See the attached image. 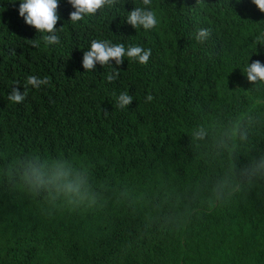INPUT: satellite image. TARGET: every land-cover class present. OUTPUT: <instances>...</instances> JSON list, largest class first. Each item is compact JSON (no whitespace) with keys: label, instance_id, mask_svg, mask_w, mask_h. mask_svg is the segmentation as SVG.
Listing matches in <instances>:
<instances>
[{"label":"trees","instance_id":"trees-1","mask_svg":"<svg viewBox=\"0 0 264 264\" xmlns=\"http://www.w3.org/2000/svg\"><path fill=\"white\" fill-rule=\"evenodd\" d=\"M20 2L0 0V264H264V81L244 72L264 64V12L152 0L158 24L145 30L126 22L142 0L76 24L59 0L48 45ZM93 40L152 54L88 71ZM30 75L49 83L10 101ZM33 167L67 175L37 186Z\"/></svg>","mask_w":264,"mask_h":264},{"label":"clouds","instance_id":"clouds-1","mask_svg":"<svg viewBox=\"0 0 264 264\" xmlns=\"http://www.w3.org/2000/svg\"><path fill=\"white\" fill-rule=\"evenodd\" d=\"M119 0H68L74 11L70 13V21L73 24L78 23L86 16L94 15L99 10L104 8H113ZM261 12H264V0H252ZM144 7H135L131 12H128L126 22L138 29L143 27L145 30L153 29L158 24L156 12L150 8L152 0H142ZM59 0H21L19 6V15L25 19L26 24L34 27L38 33H47L43 36V41L48 44H56L60 42V37L57 35L58 30L56 25L61 17L58 14ZM210 33L207 29H200L196 35V40L203 43ZM259 39V37H258ZM31 45L39 47V40H29ZM152 52L151 49L145 50L141 46H128L123 43L112 44L107 40H93L89 50L84 52L83 67L92 71L96 64L102 66L111 64V60H115L117 65L124 63V58L129 60H138L140 64L146 65L149 61ZM115 75L109 74L107 80L112 82L119 76V69L114 68ZM244 72L250 82L264 81V64L260 61H255L249 64ZM49 83V79H39L36 76H28L25 83V91L20 92L19 87H15L9 94L8 99L13 103H22L28 95V85L33 88H39L41 85ZM153 99L152 95L147 96V101ZM133 101V97L128 93H121L117 100V105L120 108L129 106ZM67 174L62 172H54L51 177L46 179V174L39 168L33 167L29 179L37 186H45L47 184H56L63 180ZM65 190L74 192L78 189L72 182L64 185Z\"/></svg>","mask_w":264,"mask_h":264}]
</instances>
